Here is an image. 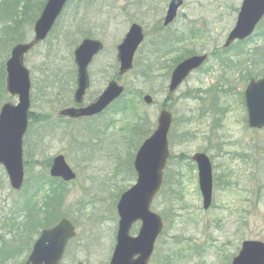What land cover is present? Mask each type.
I'll use <instances>...</instances> for the list:
<instances>
[{
    "label": "rangeland",
    "instance_id": "obj_1",
    "mask_svg": "<svg viewBox=\"0 0 264 264\" xmlns=\"http://www.w3.org/2000/svg\"><path fill=\"white\" fill-rule=\"evenodd\" d=\"M37 1L46 0L31 2ZM169 1L71 0L47 39L25 56L32 83L29 111L38 121L23 140L28 165L24 189L13 191L0 166L1 264L25 261L20 228L28 211L22 210V203L31 199L30 206L39 211L43 204L37 195L41 184L36 181L45 176L48 160L57 155L76 174L65 185L62 208L75 237L61 264H108L117 230L116 203L136 179L129 161L155 130L164 108L173 116L170 157L151 205L164 227L149 264H231L243 241L264 243V130L247 127L243 101L248 81L264 76V20L250 41L224 50L242 0H183L174 22L163 28ZM40 11L32 8L18 18L22 42L33 38ZM132 23L143 28L145 42L135 54L134 69L117 78L115 48ZM84 38L104 46L88 69L90 88L85 98L96 97L115 78L125 94L99 119L66 123L58 113L72 105L76 75L72 54ZM14 45L0 50L3 66ZM169 47L170 55L164 57ZM154 54L158 62L150 68L154 75L148 82L140 74L141 61L155 58ZM194 54H206L208 61L168 97L172 65ZM146 94L153 105L143 103ZM5 102L15 105L17 98L4 93L1 105ZM124 102L133 111L115 115ZM195 153H205L212 164L208 210L202 206L196 167L189 164ZM139 226L133 224L129 236L135 237ZM16 250H22L21 255H13Z\"/></svg>",
    "mask_w": 264,
    "mask_h": 264
},
{
    "label": "water",
    "instance_id": "obj_2",
    "mask_svg": "<svg viewBox=\"0 0 264 264\" xmlns=\"http://www.w3.org/2000/svg\"><path fill=\"white\" fill-rule=\"evenodd\" d=\"M68 0H47L38 19L35 21L34 38L30 43L17 44L6 62V91L17 97L18 104H5L0 109V165L6 171L12 189L19 190L23 182L22 140L27 130L28 110L30 106L29 72L23 63L24 55L36 44L43 41L51 31ZM182 0H172L169 4L164 26L170 24L176 16ZM264 16V0H243L235 27L230 32L224 47L234 41H243L250 37L256 25ZM142 30L132 25L123 42L117 47L120 68L118 75L130 71L133 57L143 41ZM97 41L85 40L74 51L77 66V91L75 101L79 103L88 86L86 68L92 57L101 49ZM206 56H193L177 65L173 70L168 92L172 94L188 77L191 71L198 69ZM123 92V87L111 82L98 100L84 110L66 109L61 116L78 118L91 115L107 107ZM247 111V124L250 128H264V77L258 81L251 80L244 93ZM151 104L149 96L144 97ZM102 108V109H101ZM172 122L171 115L162 111L158 118V127L136 154L134 168L137 182L125 192L118 204L119 216L116 246L110 264H148L156 238L162 231L159 216L150 211V205L162 184L163 170L168 159V132ZM198 166L199 190L203 198V208L208 209L212 196V175L209 160L203 155L194 156ZM54 178L64 181L74 179V174L66 165L62 156L57 157L50 170ZM141 223L138 235L129 236L133 223ZM74 236V228L63 220L50 230L43 231L36 241L26 264H59L67 242ZM232 264H264V243L245 241Z\"/></svg>",
    "mask_w": 264,
    "mask_h": 264
},
{
    "label": "trees",
    "instance_id": "obj_3",
    "mask_svg": "<svg viewBox=\"0 0 264 264\" xmlns=\"http://www.w3.org/2000/svg\"><path fill=\"white\" fill-rule=\"evenodd\" d=\"M31 1L30 0H0V50L6 48V46L18 44L23 41L24 35H20L21 22L19 21L18 18L20 16H25L26 14H28L29 10H31L32 8L34 10L36 9V11L39 12L44 5L43 2L40 3L37 1L34 3ZM262 36H264V32ZM183 59H185V57ZM182 60L175 62L174 65H177ZM156 62H158V59H156V55L155 58L153 59L146 58L141 61V68H142L141 75L144 77V80L151 82L152 76L154 74L152 75L150 74V68H152L153 65H156ZM5 75H6L5 68L3 66V63H1L0 64V105H1V101L4 100V93L6 94L5 85H4ZM29 119L31 125L38 121L36 120V117L34 116L33 113L29 115ZM47 164H49V162ZM30 180H32V176ZM33 180H35V176H33ZM36 182L37 184H39V179ZM43 184L50 185V189L42 198L43 199L42 203L44 206L43 208L40 207L39 211H37L35 207L30 206L34 204L33 200L27 198H25L22 203L23 209H26V212L28 211L27 212L28 215L25 224H23V227L20 228L22 232L20 240L26 241V244L30 241L32 236L38 234L39 231L43 229L52 227L55 223H57L60 220L61 217V206H62L61 204L63 202L66 193L65 185L60 181H50L46 177L44 178ZM2 259H3L2 255H0V260Z\"/></svg>",
    "mask_w": 264,
    "mask_h": 264
},
{
    "label": "flooded vegetation",
    "instance_id": "obj_4",
    "mask_svg": "<svg viewBox=\"0 0 264 264\" xmlns=\"http://www.w3.org/2000/svg\"><path fill=\"white\" fill-rule=\"evenodd\" d=\"M170 2V1H169ZM168 7V6H167ZM117 222H118V218H117ZM71 241V240H70ZM63 259V258H62ZM62 262V261H61ZM61 264V263H60ZM77 264V263H76Z\"/></svg>",
    "mask_w": 264,
    "mask_h": 264
}]
</instances>
